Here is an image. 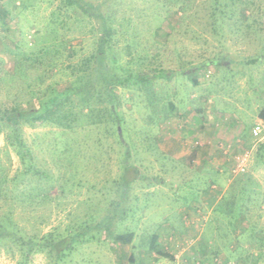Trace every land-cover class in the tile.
Returning <instances> with one entry per match:
<instances>
[{
  "label": "rangeland",
  "instance_id": "1",
  "mask_svg": "<svg viewBox=\"0 0 264 264\" xmlns=\"http://www.w3.org/2000/svg\"><path fill=\"white\" fill-rule=\"evenodd\" d=\"M84 1L102 14L113 4ZM157 1L119 0L117 12L128 3L127 15L143 33L155 25ZM211 1L193 0L181 21L180 12L168 15L157 36L143 33L138 49L146 48L148 58L137 64L133 59L129 71L146 77L134 87L114 89L122 143L110 123H79L70 130L24 125L22 137L41 173L21 174L19 157L0 134V220L8 218L14 231L38 237L70 230L77 242L58 264H264V60L250 62L264 54V0H245L251 10L238 6L241 13L216 29L207 9ZM62 5L0 0V104L34 105L29 86L57 82L64 88L73 79L69 68L90 56L97 31L92 24L100 19L80 18V11ZM238 17L252 26L245 31ZM152 40L154 54L148 50ZM124 43L121 37L118 44ZM51 45L63 48L56 59L42 53ZM218 51L225 54L220 67L200 66ZM33 52L40 71L53 67L45 83L20 78L12 85L3 79L18 54ZM256 123L261 133L254 137ZM229 124L240 128L242 138H229L228 145L217 133L231 130ZM210 146L211 161H198L196 151L201 158ZM242 148L249 151L248 162L235 174L231 167ZM125 232L134 233L130 244L110 237ZM22 261L18 243L1 239L0 264ZM52 263L44 252L24 261Z\"/></svg>",
  "mask_w": 264,
  "mask_h": 264
},
{
  "label": "trees",
  "instance_id": "2",
  "mask_svg": "<svg viewBox=\"0 0 264 264\" xmlns=\"http://www.w3.org/2000/svg\"><path fill=\"white\" fill-rule=\"evenodd\" d=\"M112 1L114 5L110 4L104 11L105 13L102 14V11H99L84 0H62V6H64L65 10L74 11L77 9L83 15L80 18L88 20L91 18L100 19L98 26L92 24L93 29L97 30L94 35L96 40L93 51L87 59L69 68L73 79L68 86L59 89L57 88V82L46 83L40 88L38 85H31L29 86V93L35 97L34 105L23 107V104L18 100H13L7 105L0 104V134L4 133L6 143L13 148L19 157L22 165L21 174L32 171L34 174L41 173L33 166L30 149L22 137V127L24 125L36 127L50 124L70 130L79 123L107 125L110 123L115 126L114 133L119 142L122 143L124 138L119 133L118 126L122 125L123 118L118 112L115 87H134L141 82L142 77H146L147 73L142 71L136 73L129 71V64L132 63L133 59L135 64H137L140 63L139 61L148 58L146 48L138 49L144 38L143 33L151 32L149 38L150 36L151 38L152 36H157L165 17L180 12L179 20H184L185 17H188L193 5V0H158L157 2L160 1L161 4H154L156 8L152 18L155 25L146 27L142 33L137 24L127 15L130 5L128 3L123 4L119 7L120 11L117 12L119 0ZM238 6L244 9L248 7L251 10L250 4L245 0H212L207 8L211 17V27L213 29L222 27L234 15L241 13L243 9L239 11ZM145 10L146 8L141 10V12L145 14ZM117 13L122 14L117 16ZM237 21L243 25L241 17H238ZM254 21L255 19H253ZM241 25H237L233 29L239 31ZM243 26V29L247 31L252 25L247 23ZM35 36L33 40L36 43L38 40ZM127 36H130V38ZM121 37L126 42L124 46L118 44ZM156 42L152 40V45L148 48L153 54L157 52ZM61 48L59 45L46 46L43 48L42 53L50 54V57L54 59L61 54V50H63ZM261 48L262 50L264 49V44ZM129 49H132L134 56L130 55L131 50ZM34 53L23 54L22 57L18 54L13 72L3 77V79L12 85L13 82H17V79L20 78L28 79L30 82L39 85L45 83L46 78L54 74L53 67L47 66L45 70L40 71L36 64L38 54ZM123 54L125 58L127 54L131 57L123 59ZM135 58L137 59L135 60ZM224 58L225 54L218 51L211 58L204 60L200 66L204 67L213 64L220 67ZM261 59L264 60V54L251 59L250 62L255 63ZM96 72L99 76L97 80L93 76L96 75ZM125 73H127L126 76H124ZM27 85L30 84L27 83ZM83 89H87L88 92L83 94ZM168 108L172 112L175 109V105L169 101ZM262 113H264V109ZM123 156H126V153H123ZM237 211H239L237 216L243 214L241 208ZM3 222H6L8 226L5 227ZM11 224L12 222L8 218L0 220V240L10 237L14 242L18 243L24 256V261L28 254L44 252L52 258V264H58L66 252H70L77 242L76 236L72 235L70 230L66 235L48 232L38 237L36 235L21 234L19 229L14 231ZM110 237L115 242L126 245L132 242L134 233H110ZM162 255L166 256L165 253ZM24 261L20 264H24Z\"/></svg>",
  "mask_w": 264,
  "mask_h": 264
},
{
  "label": "built area",
  "instance_id": "3",
  "mask_svg": "<svg viewBox=\"0 0 264 264\" xmlns=\"http://www.w3.org/2000/svg\"><path fill=\"white\" fill-rule=\"evenodd\" d=\"M251 132H252V135L254 137L259 136V134L261 133V127H260L259 123H256L252 127ZM197 143H198V145H202L199 142H196L195 144H197ZM248 158H249V151L245 148H242L240 150V152L235 154L233 164L231 167V172L235 173V174L243 173L246 169Z\"/></svg>",
  "mask_w": 264,
  "mask_h": 264
},
{
  "label": "crops",
  "instance_id": "4",
  "mask_svg": "<svg viewBox=\"0 0 264 264\" xmlns=\"http://www.w3.org/2000/svg\"><path fill=\"white\" fill-rule=\"evenodd\" d=\"M229 126L232 128L231 130H229V131H226V133H222V135H220L219 133H217V136L219 137V138H223L224 139V143H227L228 145L230 144V141L231 140H234L235 138H237V139H240V138H242V131L240 130V128L237 126V125H235V124H232V125H230L229 124ZM238 128H237V127ZM237 132H239L238 134H237ZM236 134V135H235ZM229 138L231 139V140H229ZM227 145V146H228ZM210 148H213L212 146H210V147H206L205 149H203L205 152H203L204 154H203V157H201L200 158V156L199 155H196L197 154V151H196V153H195V156H196V158H197V160L198 161H205L206 163H208L207 161L209 160V162L211 161L210 159H211V155H213L212 153H211V149ZM206 151H207V153H206ZM195 152V151H194ZM193 156H194V153L192 154ZM212 159H213V157H212ZM215 161V160H214ZM217 162H218V160H217ZM219 163H222L221 161L219 162Z\"/></svg>",
  "mask_w": 264,
  "mask_h": 264
}]
</instances>
